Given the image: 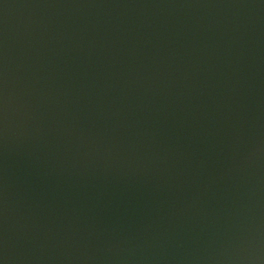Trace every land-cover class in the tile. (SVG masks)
Segmentation results:
<instances>
[{"label":"water","instance_id":"95a60500","mask_svg":"<svg viewBox=\"0 0 264 264\" xmlns=\"http://www.w3.org/2000/svg\"><path fill=\"white\" fill-rule=\"evenodd\" d=\"M0 264H264V0H0Z\"/></svg>","mask_w":264,"mask_h":264}]
</instances>
